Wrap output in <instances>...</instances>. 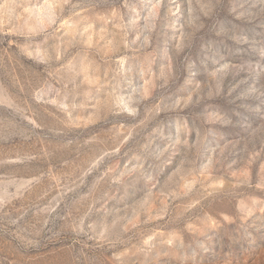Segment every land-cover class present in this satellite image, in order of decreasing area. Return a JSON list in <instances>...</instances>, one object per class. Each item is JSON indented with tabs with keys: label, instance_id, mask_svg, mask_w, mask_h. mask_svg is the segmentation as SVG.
<instances>
[{
	"label": "rangeland",
	"instance_id": "obj_1",
	"mask_svg": "<svg viewBox=\"0 0 264 264\" xmlns=\"http://www.w3.org/2000/svg\"><path fill=\"white\" fill-rule=\"evenodd\" d=\"M0 264H264V0H0Z\"/></svg>",
	"mask_w": 264,
	"mask_h": 264
}]
</instances>
